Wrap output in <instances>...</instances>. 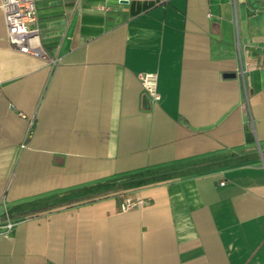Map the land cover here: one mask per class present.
Segmentation results:
<instances>
[{
	"label": "crops",
	"instance_id": "obj_1",
	"mask_svg": "<svg viewBox=\"0 0 264 264\" xmlns=\"http://www.w3.org/2000/svg\"><path fill=\"white\" fill-rule=\"evenodd\" d=\"M34 27L45 59L0 6V264H264V0H38Z\"/></svg>",
	"mask_w": 264,
	"mask_h": 264
},
{
	"label": "built area",
	"instance_id": "obj_2",
	"mask_svg": "<svg viewBox=\"0 0 264 264\" xmlns=\"http://www.w3.org/2000/svg\"><path fill=\"white\" fill-rule=\"evenodd\" d=\"M38 0H1L0 6L4 14L6 35L12 48L19 52L38 58H46L38 40V32L34 27L36 20V4ZM138 78L141 87L149 98L158 100L156 75L153 72H140ZM143 203L141 199L131 196L123 198L119 207L127 210ZM15 225L12 219L0 221V235L8 234Z\"/></svg>",
	"mask_w": 264,
	"mask_h": 264
},
{
	"label": "water",
	"instance_id": "obj_3",
	"mask_svg": "<svg viewBox=\"0 0 264 264\" xmlns=\"http://www.w3.org/2000/svg\"><path fill=\"white\" fill-rule=\"evenodd\" d=\"M235 75V73H226V74H224V76H234Z\"/></svg>",
	"mask_w": 264,
	"mask_h": 264
}]
</instances>
